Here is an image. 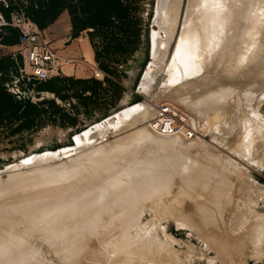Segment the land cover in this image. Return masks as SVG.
Segmentation results:
<instances>
[{"label":"rangeland","instance_id":"374dc122","mask_svg":"<svg viewBox=\"0 0 264 264\" xmlns=\"http://www.w3.org/2000/svg\"><path fill=\"white\" fill-rule=\"evenodd\" d=\"M15 1L18 6H15L14 9L29 11L34 19L40 23L37 24L41 30L45 31L50 27H54L55 30L63 35L58 38H52L51 33L45 32L53 41V44L59 39L69 38L68 42L67 40L62 41L58 47L54 45L57 52L65 50L72 44L74 46L78 44L81 47L82 44L87 43L95 55L96 72L93 79L63 77V79L36 84L34 99L22 102L14 97L11 91L12 88L10 89L6 85L11 84L15 80L13 76L17 70L25 69L24 58L20 53L7 55L0 51V72L6 74V76L0 78V204L8 192L6 184L19 178V176H24L23 179H29L35 173L45 172L48 174L49 170L53 171L52 169L55 167L57 169L58 166L62 165L70 166L77 156L103 147V145L107 146V144L109 146L118 144L117 146H122L123 148L146 152L149 144L151 148L162 142L160 144L161 146L164 145V148L168 149L170 147L168 149L169 152L173 150L169 153L170 155L175 154L171 156L172 159H175V156L178 157L174 161L177 160L176 162H178V160H181L184 163L178 162L177 167L180 168H177L176 163L174 164L171 159L169 161H173V163L170 164L169 162V166L167 165L171 171L176 168L173 171L174 175L179 173L177 169L184 168L180 170V174L182 176L183 174L185 175L182 178L179 174L177 178H175L176 176L169 178L171 176L169 174L170 171L167 169L169 171L168 174L167 170L165 171L167 166L164 167L161 164V167L165 168L163 170L161 167L158 168L159 163V165L153 163L151 168L154 165L156 167L157 164V170L161 169L167 174L157 171L154 167L152 168L157 173H162V175H159L160 178H158L162 181L161 184H163L165 176H167L168 180H173H166L165 183L167 185L163 184L166 186L161 188V190L156 189V186L153 185L155 184L153 180V184L151 180L149 181V189H152L153 197L149 198L151 193L147 188L146 193L149 192L148 195L150 196L145 198L147 194L145 193L144 195L142 193L141 200L134 202L136 204L135 209L138 212L135 213L134 217L129 218L131 220L134 219L132 222H136L135 225L129 218L125 217L134 226L132 228L129 225L131 231L127 227L128 221L124 222L127 225L125 226L126 232L123 231L124 227L121 223L122 221L120 222L121 216L119 215L121 214L119 213L121 209L116 205L107 206L104 211L106 215L102 213L92 223V231L95 230L92 234H88V229L85 227L86 231L84 228L71 227V233L74 235L70 237L72 234L70 235L69 233L66 236L69 241L66 240L64 247L62 245L57 246V243L52 240L42 239L39 236L35 237L33 245L38 246H34L35 248L42 249L41 254L46 259L43 261L46 264H264V58L262 60L258 55H264V0H241L243 3L240 0H222L223 3L221 0H215L216 2L214 0H205L206 3L201 0L204 2L203 6L200 5L203 4L200 0H196V2L198 1L197 3H192L195 0H175L174 5H171L172 8L176 5L175 9H168L166 13L169 15L172 10L176 13L173 11L174 15L170 14L169 17L164 11L165 3L168 0ZM212 2L214 4L212 6L215 8H213L214 11L212 9V12H214L215 16H212L211 12L212 6L210 3ZM171 3L173 4V2ZM224 3L227 5H224ZM191 4H193L192 7H190ZM253 4L256 6L254 7ZM219 7L220 10H218ZM208 8H210V11ZM223 8L224 12L222 13ZM4 15L7 17L9 13L5 12ZM191 20L192 23L195 22L194 25L199 23L200 28L205 26V23L212 21V25H210L214 26L215 29L219 26L218 23L221 20L219 31H221L220 34L223 32L224 36L217 35L216 30L213 32L217 36L214 37L213 35L215 34L213 32V35L210 36L214 37V43H216V37L218 39L217 43L222 41L219 47L225 54L222 60L215 53L213 47L207 46V42H210L208 39H211L209 36L211 32L207 34L208 39H205L207 37L205 32L206 37L203 33L201 34L202 44L197 42V39H193L196 38L195 36L190 39L187 32L190 26L193 25L190 24ZM165 21H169V23L166 22V24ZM203 21L204 23H202ZM225 21L227 24L230 23V25H227ZM233 22H236V24ZM248 34L251 35L249 36ZM250 37L254 38L253 42L255 41L256 44L252 43L255 49L253 48L252 52L248 53L250 60H248L246 66L250 62L252 63L247 66L248 72L246 71L245 76L236 75L237 69L241 72L240 69L243 70V68H231L230 60L233 56L236 59L245 54H243L245 45L242 44L246 43V39ZM164 39L167 43H163V41L165 42ZM227 39L228 41H226ZM238 39L239 43H237ZM235 41L237 42L235 43ZM249 42L251 43V41ZM1 43L6 45L4 42ZM230 46H232V49ZM233 47L236 53H234ZM191 48L194 50L192 51ZM179 49H182V54L179 53L180 57L184 53L186 58L184 65L177 63L175 60L177 57L176 52H179ZM205 51L207 52L205 53ZM229 51L230 53H227ZM59 56L67 61L62 64V69L72 62L70 61L71 59L65 56ZM201 57L204 58L202 59ZM251 57L253 60H251ZM255 58L258 59V62ZM205 59L207 62L204 61ZM259 59L262 60L260 61L261 63H259ZM171 60L174 61L171 62ZM174 62L176 65H174ZM196 62H199V64ZM201 63L202 65H200ZM250 65L252 68L249 67ZM225 76L226 78L231 76V80L226 79ZM20 88L24 89L25 87L20 84ZM193 95L194 97H192ZM166 101L176 104L184 111L197 117L201 128V136L196 141L172 137L176 141L177 139L180 140V142H174V146L168 143H172L173 139L151 133L147 124L154 117L159 104ZM218 107L219 109L217 110ZM215 114L217 116H214ZM221 116L223 117L222 119ZM241 127L242 131L239 130ZM127 137L129 138L127 139ZM116 139L120 140V142ZM121 139L127 143L124 142L123 144ZM159 139L160 142H157ZM128 143L131 145L129 146ZM165 143H168L166 144L168 145L167 147ZM158 147L160 148V145ZM154 148L151 149L155 150ZM175 150L178 153H173ZM184 152L187 155L183 154ZM192 155L193 157H191ZM184 156H188V159L189 156L192 159H195V156L197 157L195 160L189 159L191 160L190 166L186 165L187 168L193 167V170L190 171L191 168H185L184 165L190 161H187ZM143 157L142 155L139 163L142 162ZM184 159H186V163ZM179 164L183 167L181 168ZM151 168L148 169L149 173ZM105 169L103 168V170ZM120 169L122 167L116 173ZM173 172L171 173L173 174ZM185 173L190 174L186 175ZM220 173H222V176ZM48 175V178H44L46 177L45 175L43 178L40 176L42 179H39V177L37 179L38 181L45 179L46 181H44L47 182V179L51 176ZM56 176L57 174H55ZM192 176H194L193 179L190 178ZM195 177L197 180H194ZM54 179H52L54 183L49 186L55 184L56 180L54 181ZM153 179L155 180L156 178ZM50 181L51 178L48 182ZM58 182H61L62 185L60 186H63V188L66 187L64 185L66 183L63 181L59 180ZM170 182L174 184L171 183L172 187L169 184ZM205 182H207L206 185ZM210 182L218 184L220 182L222 193L218 195L219 198L213 199L210 194L208 189ZM12 183L14 182L12 181ZM180 184L181 187L179 186ZM56 185L58 184L56 183ZM175 185L178 187H175ZM182 185L184 186L182 187ZM205 187L208 190H205ZM169 190H171V193ZM201 190L203 193L200 192ZM184 191L189 193H184ZM185 194L187 195L184 197ZM52 196L56 198H52L51 202L53 200L57 201L58 194ZM59 198L58 201L60 200ZM105 198L109 200V198L104 197L103 201H106ZM144 198L147 201L149 200L147 207ZM142 199H144L143 202ZM202 200L203 203L201 202ZM211 203L214 204H212L214 208L213 215L211 213L205 214ZM22 204L24 206L25 202ZM62 206L64 207L65 205ZM112 206H116L119 209L115 208L112 210ZM202 206L203 209L201 208ZM68 209L71 212L74 210L70 207L66 210ZM66 210H64V213ZM111 210L114 214L116 212L115 216L114 214H109ZM68 212L71 214L69 210ZM215 212L217 215L214 214ZM35 214L33 213L32 217L37 218ZM107 214L110 216H107ZM108 217H111V220L107 219ZM114 217H117V219ZM35 218L31 221H37ZM136 220H139L138 223ZM231 220L235 222L232 223L233 221ZM105 221L110 222V225H106ZM230 222L231 225H229ZM35 224H37L36 227L39 225L37 222ZM74 225L77 226V222ZM59 226L63 227V225ZM106 226L107 228H105ZM55 227L57 228V225ZM55 227L53 230H56ZM75 228L78 232H82L78 233L76 231L77 234L74 233ZM63 229L59 231L64 232ZM123 232L125 233L123 234ZM95 233L99 235L96 237L97 234ZM85 235H89V237L92 235L93 237L91 236L89 241L87 240L88 236L84 237ZM81 237H83V242H86L85 246L80 240ZM72 240H75V242L73 243ZM78 242H80L79 247L77 246ZM80 245L83 247H80ZM66 247H69V253ZM58 249L65 250L67 253L63 251L64 254ZM57 250L59 252H56ZM59 254L61 256H58ZM62 254L64 257H62ZM78 256H80L79 259Z\"/></svg>","mask_w":264,"mask_h":264},{"label":"bare ground","instance_id":"6f19581e","mask_svg":"<svg viewBox=\"0 0 264 264\" xmlns=\"http://www.w3.org/2000/svg\"><path fill=\"white\" fill-rule=\"evenodd\" d=\"M164 1V0H163ZM178 1V0H177ZM181 1V0H180ZM205 3H206V1L205 0H203ZM203 1H201L200 0V2H203ZM215 1V0H214ZM217 1V0H216ZM215 1V2H216ZM245 1V0H244ZM248 1H251V0H248ZM247 1V2H248ZM171 2H173V4L171 3ZM174 2H175V0L173 1H170V0H168L167 1V3H165V6H164V11H165V13H166V10L168 11V9H175V6H173V8L171 7V5H174ZM194 2H196V0L195 1H192V3H194ZM198 2V1H197ZM196 2V3H197ZM199 2V3H200ZM204 2H203V4H200V5H204ZM214 2V3H215ZM219 2V1H218ZM221 2H222V0H221ZM221 2H219V3H221ZM225 2V1H224ZM238 2V1H237ZM237 2H236V4H237ZM240 2L241 3H243L241 0H240ZM162 3H164V2H162ZM179 3V2H178ZM185 3V2H184ZM195 3V4H196ZM223 3V2H222ZM176 4V3H175ZM231 4V3H230ZM235 4V3H234ZM233 4V5H234ZM235 4V5H236ZM240 4V3H239ZM210 5L212 6V5H214L213 4V2L212 3H210ZM220 5V4H219ZM223 5V4H222ZM224 5H227L226 3H224ZM229 5V4H228ZM232 5V6H233ZM254 5V7L256 6L255 4H253ZM193 6V4H191V6L190 7H192ZM198 6V5H197ZM201 6V7H202ZM217 6H218V3H217ZM163 7V6H162ZM170 7V8H169ZM206 7V6H205ZM208 7H209V5H208ZM215 7H216V3H215ZM222 7V6H221ZM226 7V6H225ZM224 7V8H225ZM231 7V6H230ZM234 7V6H233ZM237 7V6H236ZM253 7V6H252ZM254 7H253V9H254ZM214 8V6H212V8H211V12H212V9ZM217 8V7H216ZM224 8H223V11H222V13L224 12ZM209 9V11H210V8H208ZM215 9V8H214ZM214 9H213V11H214ZM222 9V8H221ZM259 9V8H258ZM257 9V10H258ZM218 10H220V7H219V9ZM171 11V10H170ZM169 11V12H170ZM174 10H172L171 11V15L173 16L174 15V12H173ZM205 11H207V10H205ZM216 11V10H215ZM226 11V10H225ZM255 11V10H254ZM173 12V13H172ZM253 12V11H252ZM176 13V12H175ZM205 13V12H204ZM209 14H210V12H208ZM217 13V12H216ZM167 15H168V13H166ZM170 14L168 15V17L170 16ZM209 14H208V16H209ZM212 16H215L214 15V12H212ZM225 14V13H224ZM253 14H254V12H253ZM185 15V14H184ZM205 15V14H204ZM204 15H203V17H204ZM217 15V14H216ZM206 16H207V12H206ZM205 16V17H206ZM211 16V15H210ZM224 16V15H223ZM222 16V18H224ZM229 16V15H228ZM220 17H221V13H220ZM171 18H173V17H171ZM180 18V17H179ZM210 19H211V17H209ZM209 18H207V19H209ZM213 18V17H212ZM227 18V17H226ZM225 18V19H226ZM166 19H167V17H166ZM183 20H184V18H182ZM204 19V18H203ZM165 20V19H164ZM172 20V19H171ZM193 20V19H192ZM192 20H191V23L190 24H193V25H191L190 26V29H188V32H187V35H189L190 36V39H191V37L193 38L194 36L196 37V38H193V39H197V42H199L200 44H202L201 43V39H202V36H201V34L203 33L204 34V32H205V34L207 35L208 33H210L211 32V34H209V36L210 35H213V31H215L216 32V34L218 35V34H220V32L221 31H219V26H221L220 24V22H221V20L219 21V26H217L218 27V30H217V27H216V29L214 28V26L212 27L211 25V22L210 23H205L206 25L205 26H203L202 28H200L199 27V23L198 24H196V25H194L195 24V22H193L192 23ZM204 20H206V19H204ZM169 21H170V19H169ZM169 21L167 22V21H165V23L167 22V23H169ZM188 21V20H187ZM190 21V20H189ZM195 21V20H194ZM215 21V20H214ZM186 22V21H185ZM198 22V21H197ZM208 22H209V20H208ZM226 22V21H225ZM229 22V21H228ZM237 22V21H236ZM236 22H233V23H235L236 24ZM166 23V24H167ZM202 23H204V21L202 22ZM214 23V22H213ZM185 24V23H184ZM183 24V25H184ZM211 24V25H210ZM226 24H227V22H226ZM232 24V23H231ZM234 24V25H235ZM187 25H189L188 23H187ZM200 25H201V23H200ZM227 25H230V23L229 24H227ZM178 26V25H177ZM215 26H216V24H215ZM163 27V26H162ZM187 27V26H186ZM186 27H185V30H186ZM223 27V26H222ZM222 27H220V28H222ZM166 28V27H165ZM181 28V27H180ZM188 28V27H187ZM224 28V27H223ZM169 29V28H168ZM225 29H226V27H225ZM183 30V29H182ZM222 31H223V29H221ZM182 32V31H181ZM180 32V33H181ZM196 32V33H195ZM213 32V33H212ZM179 33V34H180ZM183 33H185V32H183ZM182 33V34H183ZM223 33V32H222ZM220 34V36H222L223 34ZM254 33V32H253ZM204 34V35H205ZM215 34V33H214ZM213 35L214 37L215 36H217V35ZM257 34V33H256ZM184 35H186V33L184 34ZM206 35H205V37H206ZM249 35V34H248ZM251 35V34H250ZM249 35V36H250ZM174 36V35H173ZM180 36V35H179ZM213 36H210L211 37V39L209 38L208 39V35H207V37L205 38V39H208V40H210V42H211V40H212V42L210 43L209 41V44H208V42H207V46H209V47H213V49H215V53H217V55H219L221 58H220V60H222L223 58H224V56H225V54L221 51V48H219L221 45H220V43L222 42L220 39V43H217V37L215 38L216 39V43H214V41H213V39H214V37ZM224 36V35H223ZM253 36V35H252ZM188 37V36H187ZM213 37V38H212ZM170 38V37H169ZM251 38V40H249ZM250 38H247L246 40V43L244 42V44H242V45H245L244 46V48H243V50H245L244 52H243V50H242V52H243V54L244 55H241V57H237L236 59H234L235 57L233 56V58L230 60V66H231V68H239V67H242L243 68V70L242 69H240L241 70V72L237 69V71L238 72H236V75H244L245 73H246V71H247V66L250 64V63H252V62H250L247 66H246V64H247V62H248V60H250V57H249V55H248V53H251L252 52V50H253V48L255 49V46L253 47V44L252 43H255V41L253 42V39H252V37H250ZM187 39H189V38H187ZM189 39V40H190ZM204 39V40H205ZM165 40V39H164ZM173 40V39H172ZM230 40H231V38H230ZM234 40V39H233ZM237 40V39H236ZM251 41V43L249 42V41ZM226 41H228V39L226 40ZM185 42V41H184ZM237 41H235V43H236ZM163 43H167L166 42V40H165V42L163 41ZM203 43H205V42H203ZM237 43H239V39H238V42ZM260 43V42H259ZM261 43L263 44V42L261 41ZM171 44V43H170ZM184 44V43H183ZM233 44V43H232ZM231 44V45H232ZM256 44V43H255ZM254 44V45H255ZM258 44V43H257ZM166 45V44H165ZM164 45V46H165ZM234 45V44H233ZM239 45V44H238ZM163 46V47H164ZM196 46V45H195ZM194 46V47H195ZM225 46V45H224ZM228 46V45H227ZM235 46H236V44H235ZM259 46V45H258ZM179 47V46H178ZM181 47V46H180ZM199 47H201V46H199ZM232 46H230V48H231ZM239 47H241V46H239ZM238 47V48H239ZM261 47V46H260ZM165 48L167 49V45L165 46ZM182 48V47H181ZM202 48V47H201ZM227 48V47H226ZM236 48H237V46H236ZM177 49V48H176ZM192 49V48H191ZM206 49H208L207 47H206ZM213 49H211V50H213ZM224 49V48H223ZM222 49V50H223ZM232 49V48H231ZM233 49H234V47H233ZM240 49V48H239ZM257 49V48H256ZM181 50L182 49H179V52H176V51H178V50H176V51H174V52H176L177 53V57H176V61H177V63H180L181 65H184V62H185V55H184V53H183V55H182V57H180V54L179 53H181ZM194 49H192V51H193ZM227 50V49H226ZM225 50V51H226ZM229 50V49H228ZM0 51L1 52H3V53H5V54H7V55H10L11 53H14V52H16L17 51V48H13L12 50H11V48H8V47H6L5 45H3L2 43H0ZM161 51V50H160ZM165 51V50H164ZM167 51V50H166ZM172 51V50H171ZM224 51V50H223ZM239 51V50H238ZM257 52H258V50H256ZM183 52V51H182ZM207 51H205V53H206ZM254 52H255V50H254ZM259 52H261V51H259ZM172 53V52H171ZM176 53H174V54H176ZM212 53H214V52H212ZM227 53H230V51L229 52H227ZM232 53V52H231ZM234 53H236L235 52V49H234ZM241 53V52H240ZM179 54V55H178ZM182 54V53H181ZM239 54V53H238ZM262 54V53H261ZM15 55V54H14ZM202 55V54H201ZM207 55V54H206ZM228 55V54H227ZM232 55V54H231ZM253 55V54H252ZM256 56H257V54H255ZM259 55V57H261V59L262 58H264V55L262 54V55H260V54H258ZM155 56V55H154ZM159 56V55H158ZM208 56H209V53H208ZM212 56H214V55H212ZM216 56V55H215ZM240 56V55H239ZM251 56V55H250ZM168 57V56H167ZM173 57V56H172ZM192 57V56H191ZM210 57H211V55H210ZM227 57V56H226ZM232 57V56H231ZM202 58V57H201ZM204 58V57H203ZM202 58V59H203ZM214 58V57H213ZM212 58V59H213ZM207 59V58H206ZM206 59L204 60V61H206ZM217 59V58H216ZM215 59V60H216ZM255 59H257V58H255ZM188 60V59H187ZM197 60V59H196ZM251 60H253L252 59V57H251ZM263 60V59H262ZM262 60H260L259 59V63H261L260 61H262ZM161 61H162V59H161ZM168 61V60H167ZM174 61V60H173ZM172 60H171V62H173ZM203 61V62H204ZM170 62V63H171ZM207 62V61H206ZM257 62H258V59H257ZM264 62V61H263ZM164 63H165V61H164ZM163 63V64H164ZM196 63H198L199 64V62H196ZM209 63H210V61H209ZM253 63H255V62H253ZM258 63V64H259ZM179 64V65H180ZM188 64V63H187ZM187 64H186V66H187ZM198 64H197V66H198ZM208 64V63H207ZM174 65H176V63L174 62ZM200 65H202V63L200 64ZM213 65H214V63H213ZM254 65V64H253ZM261 65V64H260ZM161 66H164V65H161ZM256 66V65H255ZM170 67H171V65H170ZM169 67V68H170ZM189 67V66H188ZM191 67V66H190ZM249 67H251V65L249 66ZM197 68V67H196ZM204 68H206V67H204ZM208 68V67H207ZM252 68V67H251ZM257 68V67H256ZM196 70V69H195ZM198 70V69H197ZM207 70V69H206ZM254 70V69H253ZM252 71V70H251ZM189 72V71H188ZM193 72V71H192ZM201 72V71H200ZM199 72V73H200ZM248 72V71H247ZM178 73V72H177ZM183 73H184V71H183ZM195 73V72H194ZM250 73V72H249ZM185 74V73H184ZM235 75V76H236ZM245 76V75H244ZM231 77V76H230ZM230 77H228V78H226V76H225V78L226 79H229V80H231V78ZM233 78V77H232ZM234 80H236V79H234ZM225 92V91H224ZM221 93V92H220ZM215 94V93H214ZM213 94V95H214ZM207 95V94H206ZM188 96V95H187ZM203 96H205V95H203ZM212 96V95H211ZM216 96V95H215ZM192 97H194V95L192 96ZM198 97V96H197ZM207 97V96H206ZM210 97V96H209ZM219 97V96H218ZM184 98H185V96H184ZM184 98H183V100H184ZM225 98V97H224ZM182 100V99H181ZM186 100H187V98H186ZM191 100H192V98H191ZM221 100V99H220ZM223 100V99H222ZM201 101V100H200ZM199 101V102H200ZM213 101V100H212ZM215 101V100H214ZM190 102V101H189ZM223 102V101H222ZM193 103V102H192ZM216 103V102H215ZM191 104V103H190ZM195 104V103H194ZM199 104V103H198ZM206 104V103H205ZM217 105V104H216ZM221 106V105H220ZM191 107V106H190ZM194 107V106H193ZM199 107V106H198ZM213 107H214V105H213ZM223 107V106H222ZM238 108V107H237ZM201 109V108H200ZM219 109V107L217 108V110ZM195 110V109H194ZM230 110V109H229ZM250 110V109H249ZM201 111V110H200ZM212 112V111H211ZM254 112V111H253ZM256 112V111H255ZM216 113V112H215ZM223 113V112H222ZM202 114V113H201ZM206 114V113H205ZM208 114V113H207ZM218 114H220L219 112H218ZM259 114V113H258ZM253 115H254V113H253ZM212 116H213V114H212ZM214 116H217L216 114L214 115ZM255 116V115H254ZM257 116V115H256ZM259 116H261V115H259ZM209 117V116H208ZM258 117V116H257ZM223 117L221 116V119H222ZM261 118V117H260ZM241 119V118H240ZM262 119V118H261ZM251 120V119H250ZM252 121V120H251ZM256 122V121H255ZM242 123V122H241ZM246 123V122H245ZM247 124H249V123H247ZM246 124V125H247ZM242 125V124H241ZM238 126V125H237ZM244 126V125H243ZM250 126V125H249ZM261 126V125H260ZM245 127V126H244ZM264 128V127H263ZM262 128V129H263ZM247 129V128H246ZM240 131H242V127H241V129H239ZM244 131V130H243ZM245 131H247V130H245ZM262 131V130H261ZM152 133V132H151ZM264 133V132H263ZM240 134V133H239ZM243 134V133H242ZM262 134V133H261ZM152 136V135H151ZM240 137V136H239ZM247 137V136H246ZM258 137V136H257ZM125 138V137H124ZM123 138V139H124ZM129 137H127V139H128ZM155 138V137H154ZM119 139H120V137H119ZM126 139V140H127ZM131 139V138H130ZM143 139V138H142ZM173 138H171V140H172ZM180 139V138H179ZM250 139V138H249ZM116 140H118V139H116ZM116 140H115V142H116ZM122 140V139H121ZM150 140H151V138H150ZM170 140V139H169ZM174 141L172 142V143H170V142H168L169 144H171V145H174V142H177V141H179L180 142V140H178L177 139V141L175 140V139H173ZM263 140V139H262ZM119 142H120V140H118ZM128 141V140H127ZM131 141V140H130ZM140 141V140H139ZM152 141V140H151ZM154 141H155V139H154ZM163 141H166V140H163ZM168 141V140H167ZM196 141V140H195ZM241 141V140H240ZM125 142V141H124ZM124 142H123V140H122V143L124 144ZM129 142V141H128ZM134 142H135V140H134ZM138 142V141H137ZM157 142H160V139H159V141L157 140ZM178 142V143H179ZM257 142H259V141H257ZM256 142V143H257ZM114 143V142H113ZM121 143V145H123ZM125 143H127V142H125ZM132 143V142H131ZM161 144H162V142H160ZM160 143H157L158 145H160V148L158 147V145H156V143H155V145L157 146H154V147H156V148H154V147H151V148H154L155 150H152L149 146H150V144H149V146H148V149H146V152H141V151H138V150H136V149H131L130 150V148H123L122 146H117V145H113V144H111V145H113V146H109V144H107V146H105V145H103V147H100V148H97V149H93V150H91V151H89L88 153H85V154H83V155H80V156H77L74 160H73V163L70 165V166H58L57 167V169H56V167L54 168V169H52L53 171H51V170H49L47 173L49 174V175H51L50 176V178H51V181H52V179L53 178H55L54 179V181H55V184L57 183L58 185H56L55 186V184L53 185V186H55L56 187V189H55V187L53 188V186H49V185H52L54 182L52 181H50V182H48L49 181V179H47L48 181L47 182H45L46 180L45 179H43L42 181H38V177H39V179H42L45 175H46V177H44V178H48L47 177V175L48 174H46L45 172H39V173H35V175L34 174H32L31 176H30V178L29 179H23V177H20L19 176V178H16V179H14V180H12L14 183H12V181L11 182H9L8 184H6V187L8 188V192H7V195L5 196V198H4V200H3V202L1 201V204H0V264H46L45 263V261H43L44 259H45V257L41 254V248L40 249H38V248H35L34 246H36V247H38L37 245H33V240H34V238L35 237H38L39 236V238L41 237L42 239H46V240H52V241H54L55 243H57V246L58 245H62L63 247H64V245H65V243L67 242V241H69V240H67L68 238L66 237L67 235H69V233H70V235L72 234L71 233V227H78V228H86V229H88V234H92V232H94L95 230H93L92 231V227H91V225H92V223L96 220V218H98V217H100L101 215H102V213H105L104 211H105V207H107V206H111V205H116V206H118L120 209H121V212H119V213H121V214H119L120 216H121V220H120V222L123 224V227H124V230L123 231H125L126 230V228H125V226L127 225L126 223H124V222H126V221H128V225H127V227L129 228V225H131V227L133 226V225H135V223H133L132 221H134V219L133 220H131V218H132V216L134 217V215H135V213H137L138 212V210L137 209H135V206H136V204H134V202H137V201H139V199L142 197V193L145 195V193L147 192V190L149 189V187H150V183H149V181L151 180V183H152V180L154 181V183L155 184H153L154 186H156V189L158 188V189H160L161 190V188H164V186H166L167 184L165 183V181L167 180V181H172V180H168V178H167V176H165L164 178H165V180L163 181V184H166V185H163V184H161V182L162 181H160V179H158V178H160V174L162 175V173H165V171L168 169V166H169V162H170V164L171 163H173V161L175 160V159H178V157H176L175 156V159L173 158L172 159V155H170L169 153L170 152H172V151H168V149L170 148H164V145H162L161 146V144ZM168 143H165V145L166 144H168ZM183 143V142H182ZM241 143V142H240ZM244 143V142H243ZM120 144V143H119ZM211 144V143H210ZM229 144V143H228ZM128 145L130 146L131 144L130 143H128ZM153 145H154V143H153ZM153 145H151V146H153ZM176 145H178V144H176ZM247 145V144H246ZM168 145H166V147H167ZM175 146V145H174ZM179 146H181V145H179ZM183 146V145H182ZM251 146V145H250ZM253 147V146H252ZM258 147V146H257ZM159 148V149H158ZM164 148V149H163ZM254 148V147H253ZM150 149V150H149ZM172 149V148H171ZM170 149V150H171ZM181 149H182V147H181ZM181 149H179V150H181ZM236 149V148H235ZM238 150V149H237ZM259 150V149H258ZM177 150H175L173 153H175ZM244 151V150H243ZM247 151H248V149H247ZM239 152V151H238ZM246 152V151H245ZM257 152V151H256ZM176 153H178V152H176ZM186 153H187V151H186ZM189 153V152H188ZM183 154H185V152L183 153ZM256 154V153H255ZM144 156L143 158L144 159H142V162L141 163H139V160H140V158H141V156ZM175 155V154H174ZM173 155V156H174ZM177 155V154H176ZM182 155V154H181ZM185 155H187V154H185ZM46 156H48V155H46ZM49 156H50V154H49ZM200 156V155H199ZM198 156V157H199ZM44 157V156H43ZM185 157V156H184ZM191 157H193V155L191 156ZM206 157V156H205ZM255 158H256V156H254ZM45 158V157H44ZM185 158H187V161L189 160V159H192V158H190V156H189V159H188V156H186ZM197 157L195 156V159H196ZM220 158V157H219ZM173 160V161H169V160ZM194 158L192 159V160H195ZM199 159V158H198ZM198 159H197V161H198ZM183 160V159H182ZM177 161V160H176ZM176 161H174V164L176 163V167H177V163L179 162H182L181 160H178V162H176ZM186 161V159H184V162ZM190 162H187V164H185L184 166H185V168H187L186 167V165H188V166H190L189 165V163H191V160H189ZM194 163H195V161H193ZM153 163H159L158 165H159V167L158 168H160L161 167V164L165 167V166H167L166 167V169H165V171L163 172L161 169H163L162 167H161V169L160 170H157V164H156V167H155V165L153 166L154 167V169H156L157 171H162V173L161 172H156V170H154V169H152L151 168V166L153 165ZM186 163V162H185ZM182 164H184L183 162H182ZM202 164V163H201ZM173 165V164H172ZM196 165V164H195ZM175 166V165H174ZM173 166V167H174ZM179 166H181V168L183 167L182 165H180L179 164ZM193 166V165H192ZM197 166V165H196ZM220 166V165H219ZM227 166V165H226ZM120 167H122V169H120L119 171H118V173H116V171L120 168ZM171 167V166H170ZM169 167V168H170ZM172 167V168H173ZM200 167V166H199ZM213 167V166H212ZM217 167V166H216ZM103 168H106L105 170H103ZM151 168V170H150V173L148 172V169H150ZM177 168H180V167H177ZM188 168H191L190 169V171L191 170H193V167H188ZM187 168V169H188ZM226 168V167H225ZM163 169V170H164ZM182 169H184V168H182ZM182 169H177V171L179 170V175H180V177L182 178V177H184L185 175L183 174V176L180 174L181 172H180V170H182ZM222 169V168H221ZM170 171V173H169V171ZM166 172H167V174L169 173V174H171V176L169 177V178H173V176L175 177V178H177V177H179V175L177 174V173H175V175H174V170H176V168L175 169H173V171H171L170 169H168ZM188 171V170H187ZM187 171H185V172H187ZM197 171V170H196ZM199 171V170H198ZM227 171V170H226ZM52 172V173H51ZM171 172H173V174L171 173ZM183 172H184V170H183ZM51 173V174H50ZM53 173H55V174H57V176L55 177V174L54 175H52ZM116 173V174H115ZM155 173H157V174H155ZM193 173V172H192ZM166 174V173H165ZM166 174V175H167ZM177 174V175H176ZM186 174V173H185ZM188 174H190V173H188ZM188 174H186V175H188ZM196 174V173H195ZM199 174V173H198ZM202 174V173H201ZM221 174V176H222V173H220ZM34 175V176H33ZM48 175V176H49ZM164 175V174H163ZM194 175V174H193ZM197 175V174H196ZM218 175V174H217ZM229 175V174H228ZM227 175V176H228ZM42 178H41V177ZM54 176V177H53ZM197 176H199V175H197ZM220 176V177H221ZM58 177V178H57ZM162 177V176H161ZM187 177V176H186ZM193 177L194 176H192V177H190V178H192L193 179ZM120 178V179H119ZM146 178V179H145ZM147 178H149V179H147ZM150 178H152V179H150ZM153 178H156L155 180L153 179ZM163 178V177H162ZM174 178V179H175ZM198 178V177H197ZM202 178V177H201ZM57 179H59L60 181H63L64 183H66V184H64L66 187L65 188H63V186H60V185H62L61 184V182H58L59 180H57ZM192 179H191V181H192ZM196 179V177L194 178V180ZM219 179V178H218ZM234 179V178H233ZM45 180V181H44ZM120 182H119V181ZM176 180V179H175ZM187 180H189V179H187ZM186 180V181H187ZM197 180V179H196ZM203 180V179H202ZM215 180V179H214ZM214 180H213V182H214ZM224 180V179H223ZM235 180V179H234ZM145 181H146V183H145ZM185 181V180H184ZM248 181V180H247ZM179 182H180V180H179ZM197 182H199V181H197ZM203 182V181H202ZM212 182V181H211ZM210 182V184H209V192H210V194L213 196V199H216V197H218V195L219 194H221L222 192V188L220 187V182H219V184L218 183H211ZM218 182V181H217ZM172 182H170L169 184L171 185V187L174 185L173 183V185L171 184ZM186 183V182H185ZM192 183H193V181H192ZM201 183V182H200ZM206 183L207 182H205V185H206ZM223 183V182H222ZM147 184H149L148 186H147ZM169 184H168V186H169ZM179 184V183H178ZM187 185H188V183H186ZM185 184V185H186ZM227 184V183H226ZM246 184V183H245ZM163 185V186H162ZM194 185H196V184H194ZM201 185V184H200ZM232 185V184H231ZM247 185V184H246ZM154 186H152V188L154 187ZM177 185H175V187H176ZM180 187H181V184L179 185ZM184 185H182V187H183ZM203 186V185H202ZM208 186V185H207ZM249 186V185H248ZM5 187V188H6ZM178 187V186H177ZM179 187V188H180ZM192 187H194L193 185H192ZM201 187V186H200ZM224 187H225V185H224ZM223 187V188H224ZM148 188V189H147ZM187 188V187H186ZM197 188V187H196ZM225 188H227V187H225ZM55 189V190H54ZM153 189H155V187L153 188ZM169 189H171V188H169ZM178 189V188H177ZM188 189H189V187H188ZM208 189H206V187H205V190H208ZM255 189V188H254ZM3 190V189H2ZM53 190V191H52ZM59 190V191H58ZM164 190V189H163ZM167 190V189H166ZM259 190V189H258ZM257 190V191H258ZM0 191H1V189H0ZM149 191H150V193H151V191H152V189L150 188L149 189ZM155 192H156V190H154ZM170 191V193H171V190H169ZM175 191V190H174ZM182 191V190H181ZM190 191V190H189ZM196 191V190H195ZM194 191V192H195ZM225 191H226V189H225ZM153 192V191H152ZM166 192V191H165ZM173 192V191H172ZM185 192H188V191H184V193ZM200 192H202V190L200 191ZM205 192V191H204ZM176 193V192H175ZM189 193V192H188ZM193 193V192H192ZM191 193V194H192ZM203 193V192H202ZM208 193V192H207ZM207 193H206V195H207ZM58 194V198H59V195H60V200L58 201V198H57V201L56 200H53V202H51V199L52 198H56V197H53L52 195H57ZM147 194V197L145 196V198H148V196H150L149 198H151V197H153V193H151L150 195H148L149 194V192L148 193H146ZM155 194V193H154ZM200 194V193H199ZM227 194V193H226ZM187 194H185L184 195V197L186 196ZM205 195V194H204ZM4 196H2V197H4ZM183 196V195H182ZM202 196H203V194H202ZM104 197H107V198H109V200H107L106 198V201H103V199H104ZM230 197V196H229ZM144 198V199H145ZM219 198V197H218ZM225 198H227L226 196H225ZM9 199H12V200H9ZM14 199V200H13ZM144 199H142V202H143V200ZM199 199H201V198H199ZM205 199V198H204ZM210 199H212V198H210ZM212 199V200H213ZM229 199V198H228ZM141 200V199H140ZM108 201V203H106ZM145 202H146V207H147V202L149 201H147L146 199L144 200ZM210 201V200H209ZM25 202V205L23 206V204L22 203H24ZM62 202V203H61ZM202 203H203V200L201 201ZM208 202V201H207ZM210 203V202H209ZM229 203H230V201H229ZM142 204V203H141ZM205 204V203H204ZM213 203H211L210 204V207H209V205H208V207H209V209H207V211H205L204 213L205 214H212L213 215V205L215 204V201H214V204L212 205ZM222 204V203H221ZM257 204V203H256ZM62 205H65L64 207L62 206ZM211 205H212V207H211ZM113 207L112 208V210H114L115 208H118V207ZM139 206V205H138ZM62 207V208H61ZM72 208V212H71V210L70 209H68L69 211H70V213L71 214H69V212L67 213V211L68 210H66L67 208ZM192 207V206H191ZM194 207H195V205H194ZM215 207V206H214ZM66 208V209H65ZM109 208V207H108ZM118 208V209H119ZM197 208V207H196ZM202 209H203V206L201 207ZM212 208V209H211ZM236 208V207H235ZM239 208V207H238ZM46 209V210H45ZM204 209H206V208H204ZM217 209V208H216ZM64 210H66L65 211V213H64ZM108 210V209H107ZM110 210V209H109ZM111 210V213H109V214H111V215H113L114 213H113V211ZM194 210V209H193ZM199 210V209H198ZM210 212H209V211ZM238 210V209H237ZM116 211H117V209H116ZM155 211V210H154ZM200 211H201V209H200ZM204 211V210H203ZM203 211H202V213H203ZM239 211V210H238ZM238 211H236V212H238ZM39 212H41V213H39ZM106 212H108V211H106ZM110 212V211H109ZM35 214V216L38 218V216H40L39 217V219H37V218H35V217H32V214ZM38 213V214H37ZM43 213H45V214H43ZM141 213V212H140ZM181 213V212H180ZM222 213V212H221ZM240 213V212H239ZM109 214H107V216L109 215ZM115 214H116V212H115ZM115 214H114V216H115ZM214 214H216V212L214 213ZM241 214V213H240ZM104 215H106V213L104 214ZM217 215V214H216ZM219 215V214H218ZM236 215V214H235ZM234 215V216H235ZM41 216H42V220L41 221H43V222H41L40 221V218H41ZM110 216V215H109ZM141 216H142V214H141ZM205 216V215H204ZM210 216V215H209ZM237 216H239V214H237ZM125 217H127V218H129V217H131V218H129L130 220H131V222L133 223V225L130 223V220L129 219H127V218H125ZM136 217V216H135ZM139 217V216H138ZM246 217H247V215H246ZM34 218H35V220H37V221H31L32 219L34 220ZM111 218V217H110ZM109 217L107 218V219H110ZM113 218V217H112ZM115 218V217H114ZM210 218V217H209ZM238 218H240V217H238ZM242 218V217H241ZM106 219V221H108ZM115 219H117V217L115 218ZM127 219V220H126ZM140 219V218H139ZM219 219V218H218ZM231 219V218H230ZM229 219V220H230ZM237 219V218H236ZM45 220V221H44ZM111 220V219H110ZM109 220V221H110ZM118 220H119V218H118ZM185 220V219H184ZM228 220V219H227ZM234 220H235V218H234ZM234 220H231V221H233L232 223H234L235 221ZM59 221H60V224H59ZM105 221V222H106ZM137 221V220H136ZM139 221V220H138ZM138 221H137V223H138ZM35 222H37L39 225L36 227V225L37 224H35ZM75 222H77V226L76 225H74L75 224ZM111 222V221H110ZM109 222V223H110ZM222 222H223V220H222ZM222 222H220V223H222ZM34 223V224H33ZM108 222H106V225L108 224V225H110ZM187 223V222H186ZM226 223V222H225ZM242 224V223H241ZM34 225V226H33ZM57 225V228L55 227ZM58 225H63V227L61 228V226H59L60 227V229L62 230L63 228V231L64 232H61V231H59L58 230ZM229 225H231V222L229 223ZM234 225V224H233ZM104 226H105V224H104ZM54 227H55V229L56 230H53L54 229ZM134 227V226H133ZM132 227V228H133ZM75 228V229H76ZM84 228V229H85ZM101 228L102 229H104V227H102L101 226ZM105 228H107V226L105 227ZM131 228V229H132ZM260 228V227H259ZM74 229V230H75ZM86 229H85V231H86ZM95 229V228H94ZM258 229V228H257ZM256 229V230H257ZM73 230V231H74ZM81 230V229H80ZM98 230V229H97ZM96 230V231H97ZM101 230V229H100ZM100 230H99V234L101 233L100 232ZM128 230H130V228L128 229ZM77 229L75 230V232L74 233H76L77 234ZM84 231V233H86ZM131 231V230H130ZM234 231V230H233ZM80 232H82V231H79L78 233H80ZM126 232V231H125ZM125 232H123V234L125 233ZM128 232V231H127ZM228 232V231H227ZM258 232V231H257ZM259 232H261V231H259ZM98 233V232H97ZM97 233H95V234H97ZM129 233V232H128ZM127 233V234H128ZM99 234H97L96 235V237L99 235ZM73 235L74 234H72L70 237H73ZM78 235H80V234H78ZM84 235V234H83ZM259 235H260V233H259ZM75 236H77V235H75ZM74 236V237H75ZM88 236V239L87 240H91V236L89 237V235H87ZM86 235L84 236V237H87ZM257 236H258V234H257ZM70 237H69V239H70ZM80 237V236H79ZM93 237V236H92ZM94 237H95V235H94ZM225 237H227V236H225ZM78 238V237H77ZM82 238L83 237H81V239L80 240H82ZM258 238V237H257ZM260 239H261V237H259ZM37 239V238H36ZM73 239V238H72ZM78 239V240H79ZM232 239V238H231ZM234 239V238H233ZM255 239H256V237H255ZM67 240V241H66ZM71 240V239H70ZM79 240V241H80ZM84 240H86L85 238H84ZM229 240V239H228ZM73 241V243L75 242V240H72ZM110 241V240H109ZM35 242V241H34ZM82 242H83V240H82ZM106 242V241H105ZM69 243V242H68ZM79 243L80 242H78L77 243V246L79 245ZM86 242L84 241L82 244H83V246H85L84 244H85ZM81 244V245H82ZM54 245V244H53ZM56 245V244H55ZM69 245V244H68ZM70 245H71V243H70ZM69 245V246H70ZM74 245V244H73ZM80 245V247H83V246H81ZM127 245V244H126ZM56 246V247H57ZM67 246V245H66ZM76 246V247H77ZM53 247V246H52ZM60 247V246H59ZM76 247H74V248H76ZM79 247V246H78ZM58 248V247H57ZM57 248H55V249H57ZM62 248V247H61ZM67 248V250H68V248L69 247H66ZM65 249V248H64ZM70 249H71V247H70ZM80 249H84V248H80ZM127 249V248H126ZM59 250V249H58ZM56 251V252H59V251ZM66 250V249H65ZM65 250H61L62 252L63 251H65ZM85 250V249H84ZM110 250H112V249H110ZM71 251H73V250H71ZM80 251V250H79ZM131 251H132V249H131ZM64 253V252H63ZM65 253H67L66 251H65ZM64 253V254H65ZM68 253H69V250H68ZM71 253V252H70ZM72 253H74V252H72ZM58 254V253H57ZM58 256H61V254H59ZM83 256V255H82ZM62 257H64L63 256V254H62ZM61 257V258H62ZM79 257L80 256H78V259H79ZM60 258V259H61ZM46 260V259H45ZM62 260V259H61ZM48 261V260H47ZM67 262V261H66ZM48 263V262H47Z\"/></svg>","mask_w":264,"mask_h":264},{"label":"built area","instance_id":"2783aa9c","mask_svg":"<svg viewBox=\"0 0 264 264\" xmlns=\"http://www.w3.org/2000/svg\"><path fill=\"white\" fill-rule=\"evenodd\" d=\"M0 43L8 34V29L19 32V42L8 48H17L15 53L22 54L25 69L15 72V79L7 84L18 101H30L35 97V85L48 82L55 78H63L62 64L66 59L61 58L53 41L45 31L31 19L27 11L14 9L15 0H0ZM5 12L9 16H5ZM69 61V60H68ZM6 76L0 72V78ZM24 85V89L20 88ZM148 129L162 137H179L184 140H196L201 136V128L197 117L181 109L172 102H162L156 108L154 117L147 124Z\"/></svg>","mask_w":264,"mask_h":264},{"label":"crops","instance_id":"0c3cea01","mask_svg":"<svg viewBox=\"0 0 264 264\" xmlns=\"http://www.w3.org/2000/svg\"><path fill=\"white\" fill-rule=\"evenodd\" d=\"M45 32L51 33L52 38H58L63 36L59 31L55 30L54 27L46 29ZM54 32V33H52ZM69 40V38H64L58 40L54 43L58 47L59 43L62 41ZM61 47V46H59ZM58 55L65 56L71 59V63L63 68V77H74L79 79H93L95 78L96 65H95V55L92 49L87 45V43L82 44L80 47L78 44L69 45L65 50H60L57 52ZM84 65V66H83Z\"/></svg>","mask_w":264,"mask_h":264},{"label":"trees","instance_id":"16d2710c","mask_svg":"<svg viewBox=\"0 0 264 264\" xmlns=\"http://www.w3.org/2000/svg\"><path fill=\"white\" fill-rule=\"evenodd\" d=\"M28 15L31 17V19L37 24H40L37 20L34 19L33 15L30 14L29 11H27ZM37 24V25H38ZM39 26V25H38ZM8 34L5 36V38L3 39V42L6 44V45H11V46H14V45H17L18 42H19V32L15 29H8ZM57 79H63V78H55V79H52V80H57ZM50 80V81H52ZM49 82V81H48ZM42 84V83H41Z\"/></svg>","mask_w":264,"mask_h":264}]
</instances>
